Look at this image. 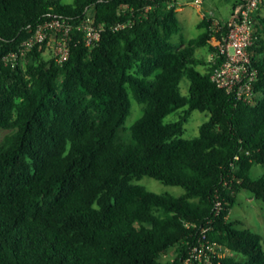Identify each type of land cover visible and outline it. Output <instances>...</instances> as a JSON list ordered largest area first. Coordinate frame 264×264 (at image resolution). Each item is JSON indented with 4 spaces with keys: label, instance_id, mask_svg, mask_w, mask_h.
Here are the masks:
<instances>
[{
    "label": "trees",
    "instance_id": "trees-1",
    "mask_svg": "<svg viewBox=\"0 0 264 264\" xmlns=\"http://www.w3.org/2000/svg\"><path fill=\"white\" fill-rule=\"evenodd\" d=\"M258 7L248 102L211 80L221 59L212 18L172 43L176 0H0V128L9 130L0 140V264H264L261 234L228 218L239 190L264 201V174L250 175L264 165ZM87 16L102 24L91 48L80 28ZM50 20L67 28L65 60L43 56L48 37L22 62L5 59ZM131 97L142 113L124 136ZM193 110L208 118L183 138ZM145 175L184 192L133 182Z\"/></svg>",
    "mask_w": 264,
    "mask_h": 264
},
{
    "label": "built area",
    "instance_id": "built-area-1",
    "mask_svg": "<svg viewBox=\"0 0 264 264\" xmlns=\"http://www.w3.org/2000/svg\"><path fill=\"white\" fill-rule=\"evenodd\" d=\"M264 0H236L232 12L226 22L213 21L212 27L219 33L218 38H212L211 43L217 46L221 56L219 63L211 74V80L226 92L232 93L236 99L251 102L255 95L253 82L255 69L250 64L248 46L253 38V12ZM198 6L201 0H193ZM128 24L122 21L114 24L113 29H120ZM80 28L83 32L85 44L94 46L100 39L102 24L94 25L90 16L84 18ZM48 37L52 42V53L58 62L65 60L68 55L67 28L58 20H50L38 25L33 33L22 42L21 47L5 56L12 61H23L27 50L34 44L42 42ZM47 43V44H48ZM41 45L39 44L38 48Z\"/></svg>",
    "mask_w": 264,
    "mask_h": 264
},
{
    "label": "rangeland",
    "instance_id": "rangeland-1",
    "mask_svg": "<svg viewBox=\"0 0 264 264\" xmlns=\"http://www.w3.org/2000/svg\"><path fill=\"white\" fill-rule=\"evenodd\" d=\"M65 3H70L72 0H61ZM234 0H201L197 6L193 0H176V16L180 21V31L173 34L171 41L178 46L180 41L186 42L189 38L196 36L202 29L197 27V22L202 14L205 17L212 18L213 21L226 22L232 12L231 5ZM258 13L264 15V1L260 3ZM52 42L47 44L43 51V56L48 58L51 56ZM198 53H203V50H197ZM206 57H211V54H206ZM188 91V80L183 77L180 82V92L186 94ZM130 114L126 117L124 122V136L129 135L128 127L141 115L142 104L137 103L132 97ZM176 117V114L170 113L165 120H171ZM208 118V111L193 110L184 123L183 138H191L198 134L199 125ZM9 130L0 128V140ZM264 174V165L253 164L250 175L255 177ZM133 182L145 186L146 189L156 193H168L172 196H178L184 192V188L180 185H167L159 182L153 177L142 176ZM236 202L230 207L228 218L230 220L236 219L240 223L236 225L237 228L249 229L261 234L263 240L262 245L264 249V201L255 199L251 192L245 189L236 192ZM173 249L168 253L163 254V258H172ZM224 253H230L226 250Z\"/></svg>",
    "mask_w": 264,
    "mask_h": 264
},
{
    "label": "crops",
    "instance_id": "crops-1",
    "mask_svg": "<svg viewBox=\"0 0 264 264\" xmlns=\"http://www.w3.org/2000/svg\"><path fill=\"white\" fill-rule=\"evenodd\" d=\"M235 1H236V0H234V1L232 2L231 9H232V6H233V4L235 3ZM258 10H259V7H258ZM202 17H203V15L201 14V15H200V18H202Z\"/></svg>",
    "mask_w": 264,
    "mask_h": 264
}]
</instances>
